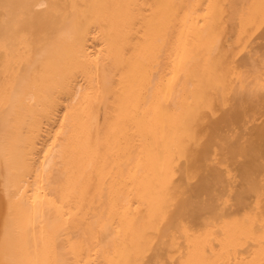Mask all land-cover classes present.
<instances>
[{
	"label": "bare ground",
	"instance_id": "obj_1",
	"mask_svg": "<svg viewBox=\"0 0 264 264\" xmlns=\"http://www.w3.org/2000/svg\"><path fill=\"white\" fill-rule=\"evenodd\" d=\"M0 264H264V0H0Z\"/></svg>",
	"mask_w": 264,
	"mask_h": 264
}]
</instances>
